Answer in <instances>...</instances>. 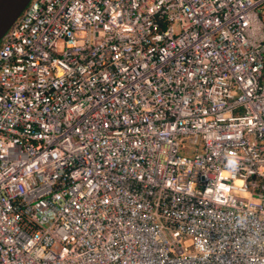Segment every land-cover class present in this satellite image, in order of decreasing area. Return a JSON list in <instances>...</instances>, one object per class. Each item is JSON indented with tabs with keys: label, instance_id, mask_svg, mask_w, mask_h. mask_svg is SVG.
<instances>
[{
	"label": "built area",
	"instance_id": "1",
	"mask_svg": "<svg viewBox=\"0 0 264 264\" xmlns=\"http://www.w3.org/2000/svg\"><path fill=\"white\" fill-rule=\"evenodd\" d=\"M263 6L31 0L0 44V264H264Z\"/></svg>",
	"mask_w": 264,
	"mask_h": 264
},
{
	"label": "water",
	"instance_id": "2",
	"mask_svg": "<svg viewBox=\"0 0 264 264\" xmlns=\"http://www.w3.org/2000/svg\"><path fill=\"white\" fill-rule=\"evenodd\" d=\"M31 0H0V43L21 17Z\"/></svg>",
	"mask_w": 264,
	"mask_h": 264
},
{
	"label": "rangeland",
	"instance_id": "3",
	"mask_svg": "<svg viewBox=\"0 0 264 264\" xmlns=\"http://www.w3.org/2000/svg\"><path fill=\"white\" fill-rule=\"evenodd\" d=\"M259 18H260V26L262 28V33L264 34V6L261 8V11L259 13ZM3 42L1 41L0 44Z\"/></svg>",
	"mask_w": 264,
	"mask_h": 264
},
{
	"label": "clouds",
	"instance_id": "4",
	"mask_svg": "<svg viewBox=\"0 0 264 264\" xmlns=\"http://www.w3.org/2000/svg\"><path fill=\"white\" fill-rule=\"evenodd\" d=\"M228 166L234 169L238 166V162L235 159H229Z\"/></svg>",
	"mask_w": 264,
	"mask_h": 264
}]
</instances>
